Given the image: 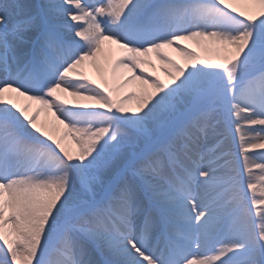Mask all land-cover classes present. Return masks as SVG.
I'll return each instance as SVG.
<instances>
[{"label":"bare ground","instance_id":"1","mask_svg":"<svg viewBox=\"0 0 264 264\" xmlns=\"http://www.w3.org/2000/svg\"><path fill=\"white\" fill-rule=\"evenodd\" d=\"M6 1L1 0L0 4L3 3L5 5L4 2ZM125 1H106L107 4L104 6V12L111 18L107 23L109 32H119L122 31V28L124 31L129 28L131 32L130 24L135 22L132 16L135 11L139 13L144 8L151 11L154 5L172 6H166L164 13L156 10L158 7H155V13L164 14L165 16L160 21L151 22L149 33L155 32V34L147 36L146 42H153L158 37H161L164 41L177 40L179 41V45H172L165 49L157 44L151 47L152 51H154L152 56L149 55V51L143 53L146 54L143 58H147L152 64L162 66L165 71L162 78L170 80L165 83L161 79V83H157L153 81L152 76L149 77L147 75V79L135 81L138 72L135 73L134 71L136 70L133 67L136 64L134 63V59L131 58L132 55L125 50L126 47H121L113 42V35L107 34L103 36L98 34V31L95 29L93 32L100 38L98 40L101 41V44L97 47L96 44L92 46L94 40L91 38L85 45V48L86 46L93 48L91 57H93L94 61L92 62L91 69L92 75L86 76L84 78L86 82L82 83L79 88L85 91L88 90L92 94V100L103 103V106L96 107L95 105H89L91 103L85 101L86 97L83 94H79V106L73 110L69 108L65 109L60 103L53 101L55 112L58 116L57 122L51 125L50 128V125L47 124L50 120L49 115L47 120L41 121L37 125L33 133L39 140H48L49 145L45 147L38 145L34 140H30L27 134L28 131H20L0 123V133L3 135L0 136V140H4L1 143V145H4L2 149L9 147L11 144L7 140L6 131L8 128L13 129L12 132L23 137L22 146L18 147L15 151L12 177L9 178L8 169L6 168V173L2 176V179L8 180H0V193L3 196V202L0 204V215L7 216L4 224L0 226V239H3L5 242L10 237L12 238L8 249L11 253L10 256H12L13 252L14 259L16 260L28 259L32 252L36 250L39 252L42 239H47L52 235L47 230L54 220L55 222L58 220L61 211L65 209L63 198L75 202L83 201L86 191L79 185L75 171L79 170L78 163L83 158L87 144L91 146L90 149L94 153L99 151L98 142L100 140L105 139L110 141L108 147L101 151L102 154L100 156L102 158L100 165L104 168H102L101 173H96V178H100L102 174L106 175L110 168L122 164L125 156L130 155V150L121 151L117 143L122 141L131 145L132 143L129 140H136V136L128 128L122 126L125 123L114 126L112 129L110 119L103 118L105 114H108L109 111H116L120 119H123V116L125 119L138 116L137 125L133 123L138 129H140V124L156 127L158 123L164 121L169 116L168 111H174L180 107V104L187 102L191 92L208 79L212 70L207 65L211 63L218 66L219 60L225 58V53H227V56H230L231 53L234 54L239 50H243L252 39L261 38V29L264 31V18L262 16V14L264 15V0H238L241 5V15L227 8L233 5L236 0H164L163 2L160 0H134L137 4L130 6V8L125 4ZM188 6L192 7V24L189 29H187L188 22L186 19L182 20L183 14L180 11L185 10ZM176 13H179L178 16H176ZM85 18L87 21H91L87 16ZM28 21V19L18 21V27L22 28L25 25H29ZM135 24L140 30L142 29V23L139 25L138 23ZM33 30L30 33L32 40L37 35L35 33L36 28ZM175 31L179 32V34L181 31H184L183 33H186V35H173ZM69 35L71 37L78 36L76 32H69ZM20 42H22L21 38H9L3 47L7 46L10 54L15 55ZM50 43L53 44V41H50ZM231 43L232 48H229L228 44ZM186 48H193L196 51L201 50V54L210 63L198 61L199 63L194 65L195 60L193 57H184L187 53ZM165 51L168 53L166 54ZM3 52H6V49ZM19 52L20 54L23 53L22 51ZM73 56V51L68 53V56L59 62V68L54 69L51 74H47L46 79L47 85L56 84L58 90L66 98L69 94V86L80 79L78 75L79 70L86 68L84 67L83 59L75 61ZM169 56L174 57L173 60ZM114 61L116 62L115 64H113ZM17 70L15 67L9 70L11 74L10 78L21 87L22 93L25 94L27 92L31 95L43 93L48 101V96L44 90L40 89L37 84L35 85L32 80L21 79L18 76ZM110 72L112 74L115 72L116 75L121 74L122 77L129 75L133 79V81L130 80L132 84L128 85L130 82L124 83L121 85L120 91L116 96L111 94V85L109 83H104L105 85L101 87L98 85L100 81L105 82V77ZM139 74H143L141 69ZM172 75L176 77L179 85H173ZM114 78L117 79V76H114ZM4 79L6 77H4V74H1L0 86ZM260 79L262 80L260 86H262V90L264 91V75L256 82L260 81ZM172 87L176 93L178 91L183 92L182 95L176 96L173 93L174 90L172 92ZM245 89L248 90V86H242L241 92ZM10 91L11 87H7L0 93V103L2 105L0 112L7 110V107L4 108V103L7 104ZM252 95H254L252 92L248 93L246 91L245 96L236 102L234 115L236 120L242 125L239 126L242 127L240 129L241 136L243 139H247V141H243L242 148L246 152L245 164L248 168V178L254 181L251 188L257 196H261L264 195V173H259L256 169H260L261 172L264 171V162L259 159L260 157H264V135L244 128L247 123L258 124L264 128V116L260 117L262 115L261 104L255 99L256 96L254 98ZM161 98L165 99L160 103L159 100ZM185 105L183 104V107ZM247 110L254 111V114L247 115ZM18 117H23L25 120L30 119L22 111L18 114ZM219 120L220 115L217 112L207 110L195 121L199 124V131L195 130L194 125H190L189 130L195 131L201 137L210 134L215 139H219L220 132L222 131ZM89 121L93 123V128L87 126V122ZM59 134L61 136L58 140L57 136ZM55 142V146L52 145ZM2 149H0V152ZM222 150L224 149L215 151V153L220 154ZM69 154L73 155L71 157L72 160L67 159V155ZM185 155L188 156L187 154ZM112 156L115 158L112 159ZM2 158L3 155H0V164L2 163ZM152 158L154 162L161 165V169L158 167L159 173L161 176L167 178L168 183L162 184L159 181L148 178L150 166L145 161L136 164V169L132 173H129L128 181L122 185V188L129 189L140 184L143 194L151 196L150 198L165 195L164 201L169 203V206H173L170 203L181 197L183 193L187 192V189L176 178L173 179V176L169 172H172L175 166L168 159H164L161 152L155 153ZM209 160L207 156L202 157V166L198 167L197 171L205 177L220 178L221 183L206 184L202 181L190 184L189 182L190 189L188 192L190 197L186 200L187 203L183 206L184 209H178L182 211L177 212V208H173L167 216L181 223H191L195 226L197 229L194 233L197 237L196 242L202 247L210 243L209 233L218 229V235H223L224 239L223 245L212 253L214 261L222 262L224 259L221 257L223 249L229 248L234 250V247H239L243 250L232 253L235 257L231 259L234 260L240 256L243 260L246 259L247 262H254L251 256V251L254 248V232L250 220L242 213V203H234L228 207L225 202L227 198L223 199L220 195H216L215 198L213 197L224 188L223 184H230L231 179H229V176L226 177L225 169L214 170L213 166L208 164ZM33 161L34 163H39L36 170H32L34 163L31 164V162ZM187 161H191V158H187ZM234 166L233 163H230L227 168L235 169ZM224 177L227 180H224ZM134 193V191L130 192V196L123 202H120V195L116 193L114 200L119 203L117 207L121 212L127 218H132L130 230L131 234L136 235L137 228L138 233L140 232L142 220L135 217V210L138 206L142 207L144 202L140 200L137 193ZM230 196L233 199L237 198L238 194L236 191H233ZM176 213H183L187 216L180 217ZM231 213L234 214L230 218H223L225 214L229 215ZM147 221L145 232L147 235H151L155 224L160 223V218L152 210ZM101 225L107 229L111 228L105 220L101 222ZM250 228L251 230H249ZM176 231L181 233L182 229L177 228ZM137 238H140V234ZM141 238L144 239L142 236ZM89 243V241L80 240L77 246H71L70 252L79 255L78 259L81 261L79 262L76 259L71 264L100 263L98 258L93 254V246L92 249ZM120 253L127 255V257L123 263L119 264L132 263L129 258L131 255L129 250H120ZM156 254L159 259H162L163 254L161 252H156ZM4 257L5 252L0 248V258ZM4 259L5 264H10L11 259ZM162 262L167 264L164 260ZM190 262L205 264V260L199 257L198 254ZM66 263L68 262L63 263L59 256H56L51 261V264Z\"/></svg>","mask_w":264,"mask_h":264},{"label":"rangeland","instance_id":"2","mask_svg":"<svg viewBox=\"0 0 264 264\" xmlns=\"http://www.w3.org/2000/svg\"><path fill=\"white\" fill-rule=\"evenodd\" d=\"M42 1L45 5L46 2L48 4H51V1L53 0H42ZM65 1L68 3V2H72L73 0H64V2ZM85 1L86 0H79L77 3L75 2V10H73L70 13L78 11L80 13H83V15L89 16L88 14L89 9L92 7L99 6L101 3L99 1L98 2L89 1L88 3H86ZM239 1H242V0H239ZM239 1L236 0L234 4L230 5L228 8L232 12L238 15H241L242 11H241V5ZM4 3L5 5H3L2 8L0 9V44L2 45L0 46V52L2 56L3 55L2 53H4L3 50L6 49V57H7V62H8L6 68L16 67V66L19 67L20 65L22 66L24 63L28 61V52H29V48L31 45V41H32L30 37L31 36L30 33L33 32L34 31L33 29L35 28H36L35 33H37V31L41 29L40 27L44 26L45 23H42L41 18L38 16V19L40 20V23H38V25L30 24L29 26L25 28L18 27V21L23 19L25 15L35 16L37 14L36 8H35L36 0H7ZM67 3H59L58 5L63 6L64 4H67ZM82 3L83 5L87 7V11H83L81 6H76V4L78 5ZM125 4H127L130 7V6H135L137 3H135L134 0H132L131 3H130V0H126ZM168 6L172 7L170 5ZM104 9L105 7H103L102 5V10ZM100 12L102 14L101 10ZM67 14L68 12L60 14V11L55 12L51 9V7H48V10H46V15H47L46 19L49 22L51 21L55 22V20L60 19L59 16L66 17ZM259 16L261 18L260 13H259ZM262 16L264 18L263 14ZM106 17L108 18V20L111 19L108 14ZM101 23H103V25L105 26V24L107 23V20L104 19ZM84 24L89 25L88 23L83 21L81 22L79 29H76V31L80 32L81 36H84V33L89 34V31L90 32L91 30L93 31V29L96 27V24H95V26L93 25L94 27L92 26V28L90 29L88 28L86 32H83ZM46 26H48V29L52 31H56V25L54 23L46 25ZM260 33L262 35L261 38L252 39L249 43H247L248 45H246L243 50H239L234 54L231 53L230 56H227V53H225L224 54L225 58L222 60H219L220 63L218 64V66L213 65L209 61H207V59H205L204 56L201 54V50L199 53L195 51L193 48H190V49L186 48L187 53L184 56L185 58L189 56L193 57V59L195 60L194 65L198 64L200 61L209 62L210 65H207V67H209L212 70V72L209 74L208 79H206L205 82H203V84L198 85L197 88L191 92V94L188 96L189 100L183 103V104H186L184 107H183V104H180V107H178L176 110L168 111L169 116L165 118L164 121H161L160 123H158L156 127H152V126L149 127L147 125L140 124L139 125L140 129H138L133 124V123H136L137 125L138 116H136L135 118H126V119L123 116V119H120L118 118L119 115L116 113V111L114 112L109 111L108 114H105L103 118L110 119V122H111L110 126L112 129L114 128V126L122 125L125 123V125H122V126L125 128H128L132 132V134L136 136V140L135 139H133L134 141L129 140L132 143L131 145H129L127 142H122V141H119L117 143L121 151L130 150V155L125 156V159L122 162V164H119L113 168H110L106 175L102 174L100 178H96L95 180L92 181L91 175L97 172L101 173V170H103L102 168H104V167H101L100 165V160L102 158L100 154H102L101 152L102 149L108 147L110 141L105 140V139L100 140L98 142L99 151H96L94 153H92L90 149L91 146L87 144V147L83 153V158L80 161V163H78L80 171L79 170L75 171L79 185L86 191V195L84 196L83 201L75 202V201H71V200L63 198V204L65 206V209L61 211V214L58 220L56 222L54 220L49 225L47 231L52 233V236L48 237L47 239L45 238L42 239V244H41V248L39 252L38 250L32 252L31 255L28 257V259L16 260L14 259L15 258L14 253L12 252V256H10L11 253H10V250L8 249V250H3L5 252L4 258L11 259L10 264H47L44 262L49 259V253L53 252V248L56 249V247H58L59 250L60 248L63 250H67L68 248H71L72 239L70 237V234L73 233L75 237L78 239H83V240L87 239V240H90L93 244L100 243L101 244L99 247L100 248V258L103 259V261L105 262L109 261L111 264H117L119 261V255H120L118 250L130 245L131 250L135 253V255L132 257L134 264H154L151 259V251L147 247L150 246L151 248V244H154L153 241H154V237L156 238V236L153 233L155 231L152 232V237L151 236L147 237L146 240H150V241L145 242V244H141L137 238L138 235L137 234L133 235L130 233L131 232L130 228L132 225L131 219H127L125 217L123 219L120 218L121 220L124 221L122 223H119V221H116V220L109 219V221L112 222V224H114L113 225L114 228L112 229L104 228L103 229V227H101L100 225L101 218L103 217L100 216L99 211H103V208L109 207L108 202L111 201L110 200L111 196L109 194L114 193L115 190L118 191L119 186H121V184L126 180L125 178L130 176L127 171L131 167V163L134 162V159L149 156L151 154L150 152L154 153L159 149L157 148V146L159 147L163 146L164 148L168 147L169 139L170 138L174 139L175 136L180 135L181 132L185 130L186 126H188L190 123L193 122L194 117L200 115V112H203L205 109L212 107L213 102H214L213 109L220 115V122L222 124V127L225 130L223 134L226 133V136H228V140L230 142L229 145H233L234 144L233 141H238V140H242V142L247 141V139H243L242 136H239L238 134L239 128L234 127V122H233L234 117L231 118L229 112L230 111L231 113L233 112V105L231 101L233 102L236 98L238 87L237 88L235 87L237 83L239 82V80H242L244 84L249 83L248 79L253 78V75H255L256 73H259L262 69H264V59H263L264 31L261 29ZM110 34L112 33L110 32ZM180 34L186 35V33H183V32H181ZM117 35H120L121 36L120 38H124L123 33H120V32L113 33L114 37ZM13 37L22 38V42L18 44V49L15 55L10 54L9 48L7 46L3 47V45L6 43V40L9 38L11 39ZM26 42L28 44H26ZM178 42L179 41L177 40L176 41L167 40L166 42H163L162 38L159 37L158 41L154 45L158 44L162 46L163 48L167 49L172 45L178 46L179 45ZM96 43L100 45L101 41L97 40ZM129 44H132L133 46L135 44L138 45V43L131 42V41ZM228 47L232 48V43L228 44ZM141 48L146 49V46L144 47L141 46ZM18 50L22 51L23 53L20 54ZM77 52L79 53L78 55L79 58H82L85 55L83 58L85 63H88V62L91 63L90 56L93 53V48H92V51L85 52V50L81 48L80 46L76 50V56H77ZM165 52L166 54L168 53L167 51ZM82 53L83 55L81 56ZM134 55L136 56L134 57L136 59V65L133 68L134 70H136L134 71L135 73H137L138 71L136 75L137 78L135 79V81H138L140 79L142 80L147 79L148 77L146 76L148 75L149 77L151 76L153 77L154 82L161 83V79H163L162 82H165V83L169 82L170 79L162 78V76L165 74L164 73L165 71L162 66H159L157 64H152L147 58H143V56H146V54L141 53V51H139L138 53H134ZM171 58L173 60L174 57H170V59ZM239 63L241 67L248 65V64L253 65V67L251 65L246 66L245 70L240 73V77H238L237 79L234 78L232 82L230 81L228 83L225 91L221 95V99L219 100L215 99L216 97H214V93L219 88V83L222 80L227 81L228 79H230L231 77L230 75L237 73L238 71L232 72V68L234 66H238ZM87 68H89L87 71H90V69H92V65L87 66ZM140 69L143 71V74H139ZM79 71L80 72L78 73V75L80 79L69 86L68 92L71 95L69 98L64 97L63 94L60 92V90H58L57 86H54L52 88L50 99L52 101H56L60 103L62 107L65 109L75 108L76 106L79 105L78 103L79 94H83L86 97L85 101H87L88 103H91L89 105H93V106L95 105L96 107L103 106V103L101 102L99 103V102L92 100L93 99L92 94L88 90L85 91L79 88L80 85L85 81L83 79L86 76L83 73L82 68ZM6 75L7 77L6 79H4V82H2L0 91L3 92L4 89H6L7 87H11V91L9 92L7 104L4 103V108L7 107V110L5 112L1 111L2 115H0V118L4 116H6L7 118L1 121L10 120L13 126H15L18 129H23L25 131H28V134L31 137H35L33 133L37 125L41 123V121L47 120L48 116L50 115V120L47 122V124L50 125V128H51V125H53V123L57 122L58 120V116L55 112V106H54L55 104L53 103L51 104V106L46 105L47 101L44 99L41 93L39 95L38 94L31 95L25 92L24 94L22 93V91L18 90V87L14 89L13 88L14 81L10 80L9 78L10 74L8 71L6 72ZM117 76H118V79L119 78L121 79L122 77L121 74H117ZM139 76L141 77L139 78ZM106 77H105V82L100 81V83H98L100 87L102 85H105L104 83H107ZM172 78L174 81L173 85H179L178 80L176 79L174 75H172ZM124 80L125 78L118 81L117 84L121 85L122 83H124ZM108 82H110L109 78H108ZM131 84L132 83L130 82L128 85H131ZM173 90L174 88L172 87V92ZM119 91H120L119 87L116 88V90L115 88H112L110 90V92L113 93L115 96L119 93ZM173 93H175L176 96H179L180 94L182 95L183 92L178 91L176 93L174 90ZM43 99L45 101L44 104H43ZM164 99L165 98H161L159 102L161 103ZM1 108H2V105L0 103V109ZM24 108H26L24 112L25 113L29 112L30 117H32L30 118V122L28 123H26L24 118L18 117V113L21 112V110ZM4 125H7V124H4ZM92 125L93 123L91 121L87 122V126L89 127L91 126L93 128ZM7 131L9 132L8 135H10L8 139L11 142H13V145H15L17 143L15 133L10 132L9 130ZM188 134H191V133H188ZM0 136H3V135L0 133ZM18 137H21V136H18ZM3 141L4 140H0V149L4 146V145H1ZM200 142H202L203 146L206 147L204 148V151L202 148V154H207V157L211 156L213 153L212 145L214 142L212 137H204L202 138V140L200 139ZM44 143L47 144V141H45ZM180 143H183V139H180ZM82 148H83V145H82ZM175 150L180 158V161L189 165L190 163L185 161L183 157L182 150L174 147V151ZM3 152L6 155L7 150L3 149ZM71 157H73V155L71 154L67 155L68 160H72ZM114 158L115 157L112 156V159ZM196 165L197 164H195V166ZM215 168H216V164H214L213 169ZM190 170L194 173L192 168H190ZM215 170H220V169L216 168ZM256 170L259 173H262V174L264 173V171L261 172L260 169H256ZM4 171H5V166L3 165L1 166V172H4ZM225 171L227 172V174H229V176H233L234 179L236 180L233 185L234 188L232 187L230 189L231 190L237 189L239 191V195L236 199H233V200H237L238 202L243 203L244 213L248 216L249 220L251 218V221L256 223L255 226L257 228V231L259 232L257 235L258 240L263 241L264 240V205L262 201H264V197L254 198L253 194L255 192L251 188L252 182L254 181L249 180L248 177L244 179L243 174L247 175V172H248L246 164H245V155L240 156V162L239 164L236 165L233 171L229 169H225ZM151 178L155 180H162L160 176H158L156 173L155 174L152 173ZM224 180H227V178L224 177ZM202 181L206 184L207 183H218L219 184L221 182V179L213 178L210 176L205 177L203 175H199V177L194 179V183L202 182ZM244 187L246 188V191L244 190ZM249 188H250V191H249ZM135 192L138 193L139 195V187L136 186ZM222 192L220 194L226 195L227 197L228 192H226L225 189ZM119 194L125 197L126 195H128V193L125 192L124 190L122 191L119 190ZM188 195L189 193L182 194L181 197L177 198L176 200L172 202L178 203L179 205L184 204L186 202L185 199L189 198ZM1 198H2V195L0 194V199ZM225 202L228 205V207L231 205V203H233L230 200V197H227V200ZM81 206H85L83 207V210L85 212L83 215H82V212H79L76 210L77 208ZM88 209L90 211H88ZM144 211H145L144 208L140 209L139 216H141ZM108 215L114 218H117L114 215H112V213L110 214L108 213ZM176 223L182 224L178 221H176ZM117 227L124 228L125 231L124 230L118 231L116 230ZM193 230L194 229L192 228V231ZM249 230H251V228ZM210 234H212V232L209 233V236ZM253 237H254L253 247L256 252L252 255V260H254V262L244 261L245 263L244 262L236 263L237 261L240 260V259H236L235 261L230 263V260L228 258L233 256L232 253H237L243 250L239 247H234L233 248L234 250H231L229 248H225L222 250L221 257L226 259L225 264H242V263L244 264H264V253L261 255V259H260V251L258 249V243H257L255 231H254ZM9 240H11V238L7 239V241ZM47 241L49 242L44 247ZM60 242L62 243L60 244ZM7 245H9V243ZM208 248L209 247L205 248L207 250L201 251V256L206 261L205 264H217L219 261H214L212 257L210 258L209 255L212 250L211 248L209 249ZM42 249H43V252L41 254ZM262 249L264 251V244L262 245ZM58 253L59 252L56 251L54 254L58 256ZM4 258H0V264L6 263ZM184 262L182 264H184Z\"/></svg>","mask_w":264,"mask_h":264}]
</instances>
